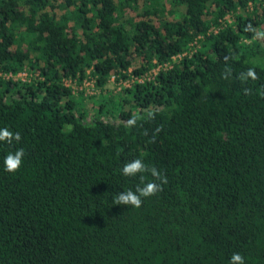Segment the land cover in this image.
Listing matches in <instances>:
<instances>
[{"label": "trees", "instance_id": "obj_1", "mask_svg": "<svg viewBox=\"0 0 264 264\" xmlns=\"http://www.w3.org/2000/svg\"><path fill=\"white\" fill-rule=\"evenodd\" d=\"M19 70L0 75L21 137L0 141V264H264V0H0V71ZM135 159L167 182L124 176Z\"/></svg>", "mask_w": 264, "mask_h": 264}, {"label": "clouds", "instance_id": "obj_2", "mask_svg": "<svg viewBox=\"0 0 264 264\" xmlns=\"http://www.w3.org/2000/svg\"><path fill=\"white\" fill-rule=\"evenodd\" d=\"M258 35L261 34L258 33ZM247 75L252 79H256V74L253 69H249L247 71ZM127 124L130 127L134 126L136 124V119L133 118L128 120ZM158 131H160L159 128L157 129V132ZM13 139H15L16 141H20L21 137L19 133H16L14 136L13 133L8 131L7 129L0 130V141H7V143L11 144ZM24 154V149L22 148L17 149L15 153H9L4 159L5 170L10 173L17 172L23 163ZM146 172L150 173L152 177L161 180L162 183L167 182L166 177L162 176L154 167L149 168L148 166H146L140 159H135L131 163L125 164L122 169L123 175L127 177H135L137 173H140V179L142 183L145 179L143 174ZM160 190L161 186L159 184H156L155 182H148L144 187H137L135 192L132 190H128L126 192L119 193L116 197H114L113 203L126 204L131 205L135 208H139L142 205V197L147 198L153 196ZM229 264H245L244 257L239 253H233L231 255Z\"/></svg>", "mask_w": 264, "mask_h": 264}, {"label": "built area", "instance_id": "obj_3", "mask_svg": "<svg viewBox=\"0 0 264 264\" xmlns=\"http://www.w3.org/2000/svg\"><path fill=\"white\" fill-rule=\"evenodd\" d=\"M194 43H197L196 41L191 42V47H193ZM183 53H186L183 52ZM181 56L180 53L173 55L172 60H175ZM171 62H165V63H158L155 66H153L151 69H149L146 72H141V73H132L130 77H126L125 79H121L117 81L116 83V89H119L122 85L124 86H130L132 82H141L146 79H150L154 76V74L158 71L160 68H164L167 66H170ZM0 75H5V76H10L12 78H21L22 80L29 79L30 78V73L27 70H19L17 72H4L0 71ZM111 80H114V76H111ZM63 83L67 86L71 87L72 92H77L79 90H84V93H94L99 90V88L96 87L93 78L91 77H86L81 79V81H78L76 78L72 77H64L63 78Z\"/></svg>", "mask_w": 264, "mask_h": 264}, {"label": "rangeland", "instance_id": "obj_4", "mask_svg": "<svg viewBox=\"0 0 264 264\" xmlns=\"http://www.w3.org/2000/svg\"><path fill=\"white\" fill-rule=\"evenodd\" d=\"M107 90L105 91L106 94L110 93V92H113L115 89H116V86L113 85L112 82H109V84H107ZM89 102V100L87 101V103Z\"/></svg>", "mask_w": 264, "mask_h": 264}]
</instances>
